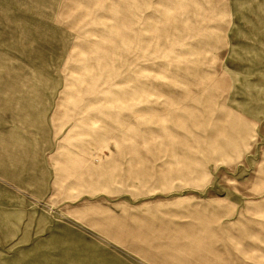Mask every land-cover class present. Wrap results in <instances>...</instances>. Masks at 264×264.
I'll use <instances>...</instances> for the list:
<instances>
[{
    "label": "rangeland",
    "instance_id": "1",
    "mask_svg": "<svg viewBox=\"0 0 264 264\" xmlns=\"http://www.w3.org/2000/svg\"><path fill=\"white\" fill-rule=\"evenodd\" d=\"M0 264H264V0H0Z\"/></svg>",
    "mask_w": 264,
    "mask_h": 264
}]
</instances>
